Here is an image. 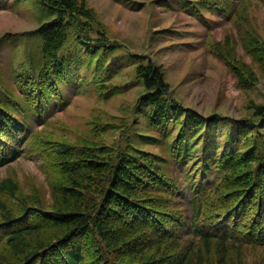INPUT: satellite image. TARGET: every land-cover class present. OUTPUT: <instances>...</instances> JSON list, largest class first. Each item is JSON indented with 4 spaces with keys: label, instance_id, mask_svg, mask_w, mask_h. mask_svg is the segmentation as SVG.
<instances>
[{
    "label": "trees",
    "instance_id": "trees-1",
    "mask_svg": "<svg viewBox=\"0 0 264 264\" xmlns=\"http://www.w3.org/2000/svg\"><path fill=\"white\" fill-rule=\"evenodd\" d=\"M39 2L51 16L36 29L41 40L40 59L30 60L28 68L16 73L22 77L23 93V82L31 84L33 102L24 95L5 100L2 96L8 93L0 90V167L20 156L22 140L23 148L29 144L30 114L38 118L41 104L50 98L61 99L55 97L60 95L59 83L80 69L69 65L70 52L66 49L70 33L79 31L73 33L77 44L84 45L98 68L103 66L109 49H114L104 37L79 30L93 17L83 2ZM198 6L228 12L226 16L231 11L222 0H201ZM249 70L246 74L242 69L246 79L253 76ZM137 72L146 88L140 101L148 106L149 124L160 136L174 138L168 151L177 163L182 164L191 150L190 142L202 135V143L195 146L201 166L191 187L192 208L196 210L192 221L187 223L175 208V201L168 195L172 194L173 183L158 168L157 160L139 152L132 143L94 147L50 140L52 145L45 148L39 142L35 153L45 159L43 171L49 178L54 202L48 206L41 200L32 201L31 195L23 198L19 181L11 175L0 180V243L9 252L0 255V264H207L208 257L191 245L174 252L167 248L178 246L177 241L191 226L208 252L215 238L222 244L234 238L264 245V136L260 131L264 127V105H256V118L218 112L205 115L170 96L160 65L141 61ZM226 121L230 126L224 135L213 132ZM175 128L176 135L172 132ZM220 136L224 137L222 141ZM52 169L59 173L56 177L51 176ZM57 180L60 182L55 184ZM93 182H98L95 189ZM210 193L215 196L207 207L203 200ZM3 195L19 197L26 207L17 210L1 199ZM50 227L60 232L46 238L43 235ZM120 250L128 255L126 261L118 259ZM106 255L115 260H106ZM219 259L220 264H227L222 256Z\"/></svg>",
    "mask_w": 264,
    "mask_h": 264
},
{
    "label": "rangeland",
    "instance_id": "rangeland-1",
    "mask_svg": "<svg viewBox=\"0 0 264 264\" xmlns=\"http://www.w3.org/2000/svg\"><path fill=\"white\" fill-rule=\"evenodd\" d=\"M79 1L93 13L85 28L82 24L78 27L81 33L102 36L114 49H109L103 66L98 68L84 45L77 44L73 33L79 31L74 29L70 33L66 49L70 52L69 65L80 69L70 79L59 83L60 95L55 97L61 99L50 98L46 104H41L38 118L30 114L29 144L23 148L22 140L20 156L0 167V180L13 176L19 181L23 198L31 195L32 201L41 200L49 206L54 199L49 178L43 171L45 159L35 153L39 142L45 148L52 145L50 140L94 147L132 143L139 152L157 160L158 168L169 176L173 195L170 192L168 195L189 223L193 211L196 212L192 208L191 187L200 175L201 166L195 146L202 143V135L190 142L191 150L182 164L177 163L168 151L174 138L160 136L149 124L148 106L140 101L146 88L138 76L137 66L148 60L160 65L170 96L199 113L255 117L256 105H264V49L261 48V44L264 48V2L222 0L231 9L226 16L228 12L202 10L198 6L201 0ZM50 18L39 0H0V90L8 93L3 99L24 95L33 102L31 84L23 82L26 88L23 93L22 77L16 73L28 68L30 60L39 61L41 40L36 29ZM240 63L245 66L238 67ZM242 69L246 74L251 69L253 76L246 79ZM31 106L28 102L27 107ZM229 126L228 121L221 122L212 130L224 135ZM177 131L175 128L172 132L176 135ZM260 131L264 136V127ZM218 139L222 141L224 137ZM50 174L56 177L59 173L52 169ZM97 184L92 183L94 189ZM207 196L204 206L215 195ZM1 199L17 210L26 207V202L19 197L3 195ZM59 232L50 227L43 236L51 238ZM213 240L208 252L191 226L183 232L180 242L177 241L178 246L167 248L176 251L191 245L196 252L208 257L207 264H220L221 256L227 264H264V245L234 238L224 240V244L219 243V239ZM124 252H117L119 260L128 259ZM8 254L1 242L0 255ZM105 258L115 260L107 255Z\"/></svg>",
    "mask_w": 264,
    "mask_h": 264
}]
</instances>
